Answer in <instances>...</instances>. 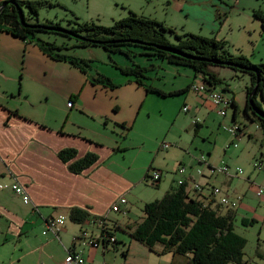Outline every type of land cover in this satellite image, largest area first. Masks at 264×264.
<instances>
[{
  "label": "rangeland",
  "instance_id": "obj_1",
  "mask_svg": "<svg viewBox=\"0 0 264 264\" xmlns=\"http://www.w3.org/2000/svg\"><path fill=\"white\" fill-rule=\"evenodd\" d=\"M45 1L48 3L37 6L36 15L27 18L29 22L44 23L51 20L58 22L61 27H68L70 23L67 20L76 19L78 22L87 21L109 26L114 20L127 15V7L135 9L143 0ZM166 1L172 0H147L148 4L144 8L146 6L162 8L157 14V19H163L161 14L163 10L165 13L168 8ZM222 1L229 5L230 12L223 15L221 30L216 26L213 33H208V29L203 26L204 29L200 30L199 34L196 32L194 34L206 37L214 36L216 39L224 41L223 46L230 54L243 55L251 63H264V33L260 32L259 21L252 15L254 9L264 11V0ZM23 10L28 17L26 8ZM170 16L173 17V14ZM204 16L207 14L204 13ZM184 19L186 25L192 24L190 19ZM174 21L177 23V26H174L175 31L177 33L184 31L180 27L183 17L174 19ZM54 38H57V42L65 41L67 46L74 43L72 38L59 35H54ZM167 38L170 42L175 41L172 36ZM68 50H71V55L78 58V67H80L79 69L75 66L77 67L74 69L76 73L72 77L75 76L79 83L81 77L88 79V83L82 89V94L86 93L89 88L90 91L92 90L90 81L101 74L118 84L112 88H102L98 83L100 91L106 94L108 103L112 104L113 109V105H116L117 102L121 106V111H126L124 105L127 104V101L125 98L129 93L139 94L140 97L142 92V95L146 94L147 96L142 101H140L141 99L137 100L136 107L133 106L131 109V120L124 124L129 128L125 129L120 125V122L110 120L105 131L110 145H114L112 141L115 136L120 147H125L119 152L113 151L112 148L109 156H111L110 160L118 161L120 170L129 167L130 164V169L125 170V174L130 180L125 193V203L120 205V210H110L107 216L106 214L101 216L104 217L105 228L112 237L114 235L122 240L115 241V243L114 240L108 242L105 249L98 246V248L93 247L94 264H155L156 261L158 264H165V257L156 256L159 253V244H155L152 250L142 249L141 243L131 241L132 239L126 231L133 221L142 216L143 203L159 199L167 190L171 183L170 176L176 177L175 175L186 173H189L192 178L187 179L185 185L186 192L192 193L191 195L195 193L191 186L198 184L207 190L212 185L218 187L220 192H224L226 189L228 195L237 198V205L232 207L235 210L233 226L234 231L245 239L242 260L254 264H264V208L261 206V203L264 202V174L255 166L259 162H264V122L258 119V114L252 112V107L249 104L246 111L244 110L246 102L244 88L249 84L248 75L226 66L208 67L221 80V83H216L215 88L219 89L225 97L233 98L235 101L236 111L235 117L232 119L233 107L231 104L225 107L224 115H219L209 101L207 103L203 100L202 94L195 93L190 89L183 93L167 96L146 92L144 87L134 83L132 76L121 74L115 67L119 63L120 66H125L124 55L107 53L98 46L74 47L68 48ZM80 59L83 61H79ZM126 60L129 65L130 60ZM157 61L161 62L163 66L156 68V74L154 69L146 70L144 74L150 78H143L145 83L159 87L164 91L170 87L176 88L183 85L182 83L188 75L187 72H189L188 67L166 63L163 60ZM196 75L199 82L201 80L200 73ZM196 95L202 99L200 102ZM255 100L264 111V88L261 92L256 93ZM182 101H185L184 104L187 105L186 112L179 110ZM194 121H197V125L193 124ZM230 126H238L244 134L232 135L228 131ZM142 142H144L143 145H141ZM160 142L167 143L168 147L163 150L159 149ZM155 144L156 152L153 150ZM150 161L151 166L148 173L153 169L161 170L160 181L153 184L146 176H140L138 181L134 182L133 179H137L138 175L136 170ZM207 163L211 165L212 170L209 169ZM179 164L184 167L183 172L178 170ZM223 164L230 167L228 175L219 171V166ZM235 167H239L241 172L234 173ZM196 170H199L200 174ZM205 173L212 174L211 183L208 185L201 184L203 181L201 177ZM259 188H262V192L257 197L255 192ZM209 195L210 193L202 197L203 200H206ZM134 198L141 202L139 204L134 202ZM217 198L216 194L212 204L217 203ZM14 200L19 202V198L16 196H14ZM224 208L220 206V209ZM128 209L130 210L126 212ZM242 216L248 219L253 217L254 220L252 223L243 225L240 223ZM64 223L68 232H75L77 224L71 222L67 216H65ZM117 223H120L121 227H117ZM99 228L100 225L96 226L93 223L83 229L90 234L99 231ZM40 229L37 221L33 224L27 222L19 236H10L5 234L4 218H0V264H54L61 260L64 255L61 244L40 235ZM66 237H68L66 234L62 235L63 240ZM70 237L67 239L69 240Z\"/></svg>",
  "mask_w": 264,
  "mask_h": 264
},
{
  "label": "crops",
  "instance_id": "obj_2",
  "mask_svg": "<svg viewBox=\"0 0 264 264\" xmlns=\"http://www.w3.org/2000/svg\"><path fill=\"white\" fill-rule=\"evenodd\" d=\"M143 1L135 9L127 7V10L160 21L163 25L173 28L175 33L177 32L174 26H177V23L174 19L182 17L183 22L180 23V27L184 31H180V33H198L204 27L208 29V33H213L216 26L217 29L221 26L218 24V19L222 13L226 10H228L227 13L230 12L229 5L222 0H172L166 1L168 8L165 13L163 10L161 14L163 19H157V14L162 8L158 9L155 6L144 8L148 2L147 0ZM204 13L207 16H204ZM170 14H173V17ZM184 18L190 19L192 24L186 25ZM47 38L55 39L57 42V38L52 35H47ZM60 42L68 45L62 40L57 43ZM67 50L65 49L63 52ZM134 52L137 50L134 49ZM66 53L71 54V50ZM133 56V62L147 66L148 69H154L155 74L157 73L156 68L163 66L155 59L141 55ZM123 59L125 65H128L124 56ZM119 65L121 64L119 63ZM74 69H77L75 65L68 61L49 57L29 39H22L0 30V218H4L5 221V234L19 236L27 222L33 224L37 221L41 227L40 235L50 241L56 240L45 229V218L58 213L67 216L72 207L81 208L88 213L84 222L76 223L75 232H68L67 226L63 223L58 232L60 242L56 241L61 244L64 255L54 264H60L65 258L64 247L70 246V239L67 238L79 234L80 230L86 229L89 224L94 223L101 227V224L98 223L99 218L102 219L104 218L101 217L102 215L106 214L107 216L110 213V206L116 198L122 196L125 199V193L128 190L127 184L130 180L126 176L125 170L130 169V164L129 167L120 170L118 161L110 160L111 156L109 155L112 148H115L113 151L119 152L125 147H120L115 136L112 141L114 145H110L105 131L110 120L122 123L125 128L124 124L130 122L131 109L133 106L136 107L137 100L141 99L140 101H142L147 97L146 94L142 95V92L140 97L139 94L137 96L129 93L125 98L127 101V104L124 105L126 111L122 112L121 106L117 102L116 105H113V109L112 104L108 103L106 94L100 91L96 82L90 81L92 90L90 91L89 88L86 93L82 94V89L88 83V79L81 77L79 83L75 76L72 77L76 73ZM188 69L187 78L182 86L170 87L166 91L155 87L163 92H172L183 87L189 89V85L197 81V75L191 68ZM146 77L150 78V76ZM196 97L198 96L196 95ZM199 99L197 100L200 102L202 99ZM203 100L209 103L207 100ZM184 102L182 101V105H186ZM181 106L179 110H181ZM232 116L234 119L235 113L234 115L232 113ZM195 122L197 123V121ZM143 144L144 142L141 143V145ZM62 148L74 149L77 157L86 152L94 153L97 160L78 173L71 172L67 168V164L57 157V151ZM158 148L165 149L161 144L158 145ZM153 150L156 152V144ZM150 166L151 161L138 168L136 170L138 172L137 179H133V181H138L140 176L145 177ZM207 166L211 165L207 163ZM154 170L159 173L157 184L161 179V170ZM175 176L169 177L171 183L168 188L178 182L186 183L187 179H192L189 173ZM203 176L201 177L202 185L211 183L212 174L205 173ZM13 183L21 185L24 193L28 196L27 202H23L21 195L11 189ZM211 187L207 190L200 186V190L195 191L194 195L187 194L190 197L203 200L202 197L210 193ZM227 192L228 190L225 189L223 193L228 195ZM14 196L19 198V202L14 200ZM209 200H214V198L209 195L203 202L207 203ZM134 202L139 204L141 200L134 198ZM241 218L248 219L245 216ZM97 220L98 222H96ZM116 226L121 227V224L117 223ZM98 232L90 234L95 235ZM126 232L128 233V230ZM65 234L68 237L63 240L62 235ZM112 238L115 241L122 240L114 235ZM131 239V241H136ZM98 247L105 249L101 245ZM141 247L148 249L144 245ZM72 248L84 256L86 264H94L92 246L78 240ZM158 250H161L160 246ZM156 256L165 257V264H186L187 261L185 255L169 251H163ZM155 264L158 262L156 261Z\"/></svg>",
  "mask_w": 264,
  "mask_h": 264
},
{
  "label": "trees",
  "instance_id": "obj_3",
  "mask_svg": "<svg viewBox=\"0 0 264 264\" xmlns=\"http://www.w3.org/2000/svg\"><path fill=\"white\" fill-rule=\"evenodd\" d=\"M44 3L48 2L45 0L0 1V30L34 41L49 57L68 61L77 67L78 58L64 53L63 50L98 46L107 53H120L130 60V64L115 65L119 72L132 76L133 81L144 87L146 92H154L161 96L183 93L188 87L163 92L145 83L142 79L146 78L144 72L148 68L133 62L131 59L133 55L191 68L195 74L200 73L203 82L213 87L216 83H221V80L208 67L213 65L229 67L248 75L249 84L244 88L246 97L244 110L246 111L249 104L252 112L258 114V119L264 122V111L255 100L256 93L264 88V63H251L243 55L230 54L223 46V40L189 32L177 34L173 28L163 25L160 21L138 15L130 10L126 16L114 20L109 26L87 21L78 22L76 19L67 20L70 23L68 27H61L58 22L51 20L44 23L29 22L27 18L36 15L37 6ZM23 8H26L28 17L24 14ZM227 11L219 17L218 24L222 23V17ZM252 15L258 19L260 32L264 33V11L254 9ZM47 35L72 38L74 43L67 46L64 42L57 43L55 39H48ZM168 36H172L175 41L170 42ZM134 49L137 52H134ZM92 81L102 87L112 88L118 85L101 74ZM230 104L234 115L236 105L233 98H230ZM193 124L197 125L195 121ZM120 125L123 127L122 123ZM57 157L75 173L91 166L97 160V156L91 152L77 157L72 148L59 149ZM185 185V182H178L171 185L159 199L144 202L141 207L142 216L128 226L129 236L149 250H152L155 244H159L161 247L159 253L169 251L185 255L186 264H245L247 261L242 260L245 239L234 231V209L222 210L218 203L212 204L213 200L204 203L201 198L190 197ZM87 215L85 210L76 207L70 208L67 213L68 219L78 224L84 222ZM99 219L104 222L103 218ZM252 221L253 219L240 218V223L243 225ZM105 243L108 242L102 240L104 247H106Z\"/></svg>",
  "mask_w": 264,
  "mask_h": 264
},
{
  "label": "built area",
  "instance_id": "obj_4",
  "mask_svg": "<svg viewBox=\"0 0 264 264\" xmlns=\"http://www.w3.org/2000/svg\"><path fill=\"white\" fill-rule=\"evenodd\" d=\"M189 89L195 93L202 94L201 96H203L205 100L209 101L212 104V106L215 108V110L217 111L219 115L225 114L224 109L228 104H230V99L225 97L219 89L208 85L202 80H200L199 82L198 81L192 82L189 85ZM68 105H70V102H68ZM180 109L185 112L187 110V106L182 105ZM228 131L232 135H235V136L243 134V131L240 130L238 126H230L228 127ZM161 146L165 148L168 146V144L161 143ZM255 166L258 168V170L262 174H264V162H259L255 164ZM209 169L212 170L213 168L210 166ZM178 170L181 172L182 170H184V167L179 164ZM229 170H230V167L226 164L219 166V171L222 172L224 175H228ZM196 172L200 174L199 170H196ZM240 172H241V169L239 167L234 168V173H240ZM146 178L151 183L156 184L157 180L159 179V173L157 170L153 169L149 173H147ZM11 189L15 193L21 195V199L23 202H27L28 196L24 193L21 185H19L18 183H13L11 184ZM193 189L195 191H199L200 186L198 184H194ZM261 192H262V188H259L255 192V195L259 197ZM216 194L218 195L217 203L219 205L225 208H232L237 205V198L235 197L230 198L227 194L220 192L218 187L212 186L210 189V196L214 198ZM124 202H125L124 197L118 196L116 200L113 202V204L110 206V210L119 211L120 205L123 204ZM261 206L264 208V202L261 203ZM64 220H65V216L60 213L56 215L48 216L47 218L44 219L45 229L48 232H50L52 237H54L59 242H60V238H59L58 232L61 230ZM98 223L101 224V227L97 234L91 235V234H88L85 229H81L78 235H72L70 237V246L64 247L66 251V256L60 264H86L84 256L79 251H76L72 248L73 244L77 242L78 240H82V242L92 247H97L99 245L104 247V244H102V240H105L107 242H110L113 240L110 233L104 227L103 221L100 220ZM245 264H254V263L249 261V262H246Z\"/></svg>",
  "mask_w": 264,
  "mask_h": 264
},
{
  "label": "water",
  "instance_id": "obj_5",
  "mask_svg": "<svg viewBox=\"0 0 264 264\" xmlns=\"http://www.w3.org/2000/svg\"><path fill=\"white\" fill-rule=\"evenodd\" d=\"M3 3H4V2H3ZM3 3H2V4H3ZM19 16H20V15H19Z\"/></svg>",
  "mask_w": 264,
  "mask_h": 264
}]
</instances>
